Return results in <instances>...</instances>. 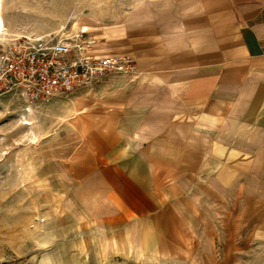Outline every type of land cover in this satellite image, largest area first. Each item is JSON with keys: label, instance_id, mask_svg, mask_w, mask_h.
Returning <instances> with one entry per match:
<instances>
[{"label": "crops", "instance_id": "crops-1", "mask_svg": "<svg viewBox=\"0 0 264 264\" xmlns=\"http://www.w3.org/2000/svg\"><path fill=\"white\" fill-rule=\"evenodd\" d=\"M102 29L100 55L136 70L80 89L105 122L72 167L78 207L152 251L162 215L208 223L211 262L264 264V0H144Z\"/></svg>", "mask_w": 264, "mask_h": 264}, {"label": "rangeland", "instance_id": "rangeland-1", "mask_svg": "<svg viewBox=\"0 0 264 264\" xmlns=\"http://www.w3.org/2000/svg\"><path fill=\"white\" fill-rule=\"evenodd\" d=\"M143 1L3 0L0 78L4 49L14 40L48 41L84 30L101 56L102 28L117 25ZM83 95L79 89L31 101L18 86L0 82V264H216L210 257L223 248L213 245L208 223L195 238L188 217L164 214L152 224V251L146 232L138 238L115 232L78 207L72 167L92 147L93 128L105 122L96 103L82 108Z\"/></svg>", "mask_w": 264, "mask_h": 264}, {"label": "built area", "instance_id": "built-area-1", "mask_svg": "<svg viewBox=\"0 0 264 264\" xmlns=\"http://www.w3.org/2000/svg\"><path fill=\"white\" fill-rule=\"evenodd\" d=\"M135 62L127 56H99L86 31L56 35L48 41H12L3 52L0 82L18 86L31 101L70 94L96 84L104 76L133 75Z\"/></svg>", "mask_w": 264, "mask_h": 264}, {"label": "bare ground", "instance_id": "bare-ground-1", "mask_svg": "<svg viewBox=\"0 0 264 264\" xmlns=\"http://www.w3.org/2000/svg\"><path fill=\"white\" fill-rule=\"evenodd\" d=\"M3 0H0V7H1V4H2ZM4 31V20H3V17L0 13V34H2Z\"/></svg>", "mask_w": 264, "mask_h": 264}]
</instances>
